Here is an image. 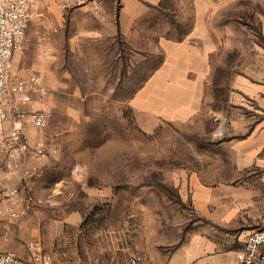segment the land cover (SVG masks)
I'll list each match as a JSON object with an SVG mask.
<instances>
[{
    "label": "rangeland",
    "instance_id": "1",
    "mask_svg": "<svg viewBox=\"0 0 264 264\" xmlns=\"http://www.w3.org/2000/svg\"><path fill=\"white\" fill-rule=\"evenodd\" d=\"M92 2L82 15L44 0L48 26L31 27L25 50L15 57L22 74L30 69L42 75L49 90L47 97H36L24 109L47 115L44 131L27 130L31 141H45L49 154L41 181L31 185L33 211L16 223L0 214V250L26 259L28 244L41 240L46 251L45 236L51 227L78 210V232L65 228L64 238L76 244L79 253L83 244L91 264H114L111 254L118 264L134 256L141 258L140 264H161L174 257L179 261L186 255L223 253L234 255L238 264L246 237L261 226L253 227L256 214L252 208H240L237 196H220L223 185L238 184V109L227 101L237 97L242 59L238 49L253 42L263 45L260 22L249 14L229 22L237 40L229 51L214 56L213 75L197 111L176 119H148L142 117L136 95L157 72L161 56L153 46L143 54L140 42L156 43L158 38L132 34L130 39L114 33L110 40V21L117 20L121 2ZM109 2L114 5L111 12L104 6ZM174 4L163 0L157 13L147 12L135 23L136 29L153 34L177 29L178 35L184 34L190 22L170 16L177 8ZM250 8L264 15V6ZM102 30L107 36L100 38ZM195 175L218 193L212 205L195 198L191 184ZM63 179L71 180L68 191L73 198L56 209L51 187ZM110 238L117 245L112 252L107 250ZM51 255L53 264H67L62 256Z\"/></svg>",
    "mask_w": 264,
    "mask_h": 264
},
{
    "label": "crops",
    "instance_id": "2",
    "mask_svg": "<svg viewBox=\"0 0 264 264\" xmlns=\"http://www.w3.org/2000/svg\"><path fill=\"white\" fill-rule=\"evenodd\" d=\"M120 2L116 13L117 20L113 23L110 21V40H113L114 33L123 34L130 39H133L132 34L142 39L150 36L158 38L156 43L148 40L140 42L141 50L145 52L143 54L149 53L150 46H153L161 56L155 68L157 72L143 84L136 95L140 97L138 102L142 117L148 119H176L197 111L196 107L202 106L205 88L213 75L214 56L229 51L232 43L237 40L229 22H239L247 14L254 16L260 22L259 34L263 45L253 42L248 48L242 46L238 49L242 59L239 61L240 72L235 82L237 97H228L227 101L238 109L236 125L239 135L236 142L238 184L236 188L233 184L223 185L220 196L222 199L237 196L240 205H243L240 208L245 211L252 208L253 214H256L253 227L261 226L262 228L257 229H264V15L259 10L250 8L258 9L264 6V0H174L177 8L170 16L177 22H190L182 35H178L177 29L172 33L164 31L156 34L136 29L138 25L135 23L141 21L147 12L149 15L152 12L157 13L163 0H120ZM104 6L110 11L113 10L114 5L109 2ZM88 9L89 5L76 11L85 15ZM106 34L107 32L102 30L98 36L102 38L106 37ZM177 36L181 37L180 40L171 38ZM130 44L133 45L132 40ZM239 45L241 44L238 43ZM16 55L13 58V67L18 69L15 66ZM44 161L45 159L37 162L40 174L33 179L36 185L41 181ZM1 174L5 183L19 185L18 173L6 169L4 159L0 160ZM70 183V179H63L51 187L52 198L55 200L52 202V207L62 209L63 201L67 202L73 198V194H69L68 191ZM192 183L195 198L197 200L204 198L206 206L208 203L212 205L218 193L215 194L213 189L202 185L196 175L192 177ZM97 196L99 199L101 192H98ZM80 223L79 211L71 210L64 222L53 225L52 230L45 236V252L62 256L67 264H91L92 261L88 258V251L84 250L83 244L80 245L81 253L84 252L82 256L76 244L67 243V239L64 238V235L67 236L65 228L70 233H76ZM38 241L41 243V240ZM116 246L110 238L107 250L112 252L116 250ZM110 261L118 264L112 254ZM161 264H237V260L234 255L223 253L212 256L186 255L179 261L174 257L173 260L163 261Z\"/></svg>",
    "mask_w": 264,
    "mask_h": 264
},
{
    "label": "built area",
    "instance_id": "3",
    "mask_svg": "<svg viewBox=\"0 0 264 264\" xmlns=\"http://www.w3.org/2000/svg\"><path fill=\"white\" fill-rule=\"evenodd\" d=\"M61 11L78 9L95 0H51ZM48 7L44 0H0V160L6 169L18 173L19 185L4 182L0 175V214L16 223L33 211L35 199L31 193L33 179L40 174L39 160L49 152L42 138L31 141L29 128L44 131L48 117L42 111L24 110L45 98L49 90L42 75L26 69L22 74L13 67L15 54L26 46L27 31L48 26ZM48 55V52H45ZM141 258L131 257L128 264H140ZM0 264H53L52 256L43 250L40 241L28 244V258L11 250H0ZM238 264H264V229L250 233L245 241Z\"/></svg>",
    "mask_w": 264,
    "mask_h": 264
}]
</instances>
